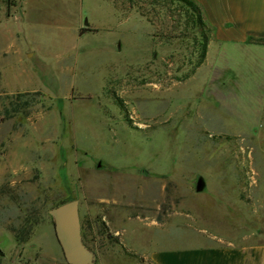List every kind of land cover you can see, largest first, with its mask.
Instances as JSON below:
<instances>
[{
	"label": "rangeland",
	"instance_id": "obj_1",
	"mask_svg": "<svg viewBox=\"0 0 264 264\" xmlns=\"http://www.w3.org/2000/svg\"><path fill=\"white\" fill-rule=\"evenodd\" d=\"M164 2L0 0V264H67L69 198L94 264L264 243V42L212 35L196 67Z\"/></svg>",
	"mask_w": 264,
	"mask_h": 264
},
{
	"label": "crops",
	"instance_id": "obj_2",
	"mask_svg": "<svg viewBox=\"0 0 264 264\" xmlns=\"http://www.w3.org/2000/svg\"><path fill=\"white\" fill-rule=\"evenodd\" d=\"M213 27L216 41L241 44L264 38V0H195ZM15 10V18L18 17ZM206 18V16H204ZM79 34L88 31L79 23ZM148 257L153 264H264V243L159 246Z\"/></svg>",
	"mask_w": 264,
	"mask_h": 264
},
{
	"label": "water",
	"instance_id": "obj_3",
	"mask_svg": "<svg viewBox=\"0 0 264 264\" xmlns=\"http://www.w3.org/2000/svg\"><path fill=\"white\" fill-rule=\"evenodd\" d=\"M205 181L198 177L196 191H202ZM54 224V232L67 264H94L95 252L83 241L78 210V200L72 199L48 210Z\"/></svg>",
	"mask_w": 264,
	"mask_h": 264
},
{
	"label": "trees",
	"instance_id": "obj_4",
	"mask_svg": "<svg viewBox=\"0 0 264 264\" xmlns=\"http://www.w3.org/2000/svg\"><path fill=\"white\" fill-rule=\"evenodd\" d=\"M167 3H175L178 6L184 31L191 30L194 32V38L197 41V54L194 65L198 67L203 63L206 57L208 44L213 35V27L207 23L203 12L195 0H164ZM164 2V3H165ZM169 11V10H168ZM183 33L186 35V32ZM258 41L264 42V38H259ZM72 200L71 198L61 201L60 203ZM58 203V204H60ZM55 204L54 206L58 205Z\"/></svg>",
	"mask_w": 264,
	"mask_h": 264
}]
</instances>
